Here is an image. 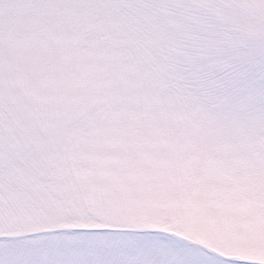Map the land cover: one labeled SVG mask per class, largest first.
<instances>
[{
    "label": "snow or ice",
    "instance_id": "6c2138e0",
    "mask_svg": "<svg viewBox=\"0 0 264 264\" xmlns=\"http://www.w3.org/2000/svg\"><path fill=\"white\" fill-rule=\"evenodd\" d=\"M0 264H264V0H0Z\"/></svg>",
    "mask_w": 264,
    "mask_h": 264
}]
</instances>
